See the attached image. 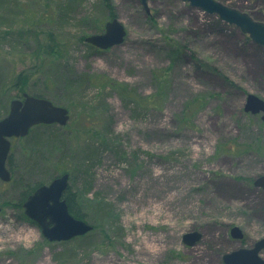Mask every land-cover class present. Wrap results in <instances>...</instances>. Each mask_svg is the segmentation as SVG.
Listing matches in <instances>:
<instances>
[{"label": "rangeland", "instance_id": "obj_1", "mask_svg": "<svg viewBox=\"0 0 264 264\" xmlns=\"http://www.w3.org/2000/svg\"><path fill=\"white\" fill-rule=\"evenodd\" d=\"M98 1L80 0L59 25L57 0H0V101L9 108L41 92L68 109L58 138L74 159L60 168L71 170L70 192L96 227L84 242L42 236L18 198L28 184L53 180L44 175L60 155L15 139L13 178L0 183V264H223L264 236V190L253 185L264 176V123L243 110L248 94L264 100V48L181 0L149 1V14L138 0H112L124 41L91 52L78 38L90 19L107 22ZM216 1L264 23V0ZM58 64L72 79L97 75L139 96L156 93L164 75L167 93L159 108L133 114L131 103L91 82L68 103L62 85L46 79ZM186 105L192 114L182 121ZM92 148L93 160H84ZM233 226L241 242L230 237ZM193 231L201 238L186 246L182 236Z\"/></svg>", "mask_w": 264, "mask_h": 264}, {"label": "water", "instance_id": "obj_2", "mask_svg": "<svg viewBox=\"0 0 264 264\" xmlns=\"http://www.w3.org/2000/svg\"><path fill=\"white\" fill-rule=\"evenodd\" d=\"M142 8L149 14L148 2L154 0H138ZM192 8L210 15H216L221 21L238 28L249 39L264 48V23L253 20L248 14L227 7L216 0H181ZM126 30L117 18L108 20L100 34L86 36L85 43L107 50L123 43ZM243 110L251 115H260L264 123V100L248 94ZM70 120L68 109L54 105L45 98L23 94L9 104L5 117L0 119V183L11 181V174L6 161L11 149V140L24 138L37 125H57L65 127ZM254 187L264 190V176L258 177ZM69 186V175L62 174L49 184L37 187L23 202L22 208L26 217L33 221L48 242H67L82 237L93 230L92 225L74 218L68 211L63 198ZM230 236L241 240L243 234L240 228H230ZM197 231L188 232L182 236V242L192 247L200 240ZM264 249V238L256 241L251 249L239 248L223 255V264H264L259 256Z\"/></svg>", "mask_w": 264, "mask_h": 264}, {"label": "trees", "instance_id": "obj_3", "mask_svg": "<svg viewBox=\"0 0 264 264\" xmlns=\"http://www.w3.org/2000/svg\"><path fill=\"white\" fill-rule=\"evenodd\" d=\"M58 5L60 6L59 10L60 13L57 16L56 22L60 25L64 23L65 15L69 13L70 11L74 10V8L77 6L80 0H57ZM64 2V4H61V2ZM5 2V1H4ZM6 3V2H5ZM96 15L98 16H103L104 20H110L113 18H116V15L113 11V5H112V0H99L96 4ZM0 12L6 13V9L0 8ZM8 12V10H7ZM96 20L90 19L89 20V26L90 29L86 30L85 34H81L78 38L79 42L84 44V46L91 52L98 51L97 48L85 43L84 39L87 35V33L90 34H100L103 32L104 29V21L102 23H96ZM1 22V21H0ZM172 58H175V55H179L177 52V49H172ZM172 60V65L174 64V59ZM63 68L58 64L56 67H50L47 69V75L46 79L51 81L52 83L55 84H61L63 88L64 95L66 97L67 102L71 99H75L76 97L79 98L83 91L86 89L88 84L91 82L94 83H99L101 88H108L111 91L116 92L120 98L123 100L125 105L132 104V113L134 114L135 112H139L142 110H149L151 108L157 109L159 106L162 105L164 96L167 93L166 90V84L163 80L164 75H160L159 77H156L155 80L157 82V87H156V93L153 95H147V96H139L135 93L134 90H132L131 87H129L127 84L120 83L117 81H114L112 79H105L104 77L100 76H89L88 74L80 76L78 79H72L69 76V73L63 72ZM91 77V78H90ZM21 79V77H19ZM37 94H33L32 96L35 97H40V98H47L45 97L41 92H36ZM49 99V98H47ZM51 101V100H49ZM54 105H57L56 102L51 101ZM193 101L192 105L194 104ZM60 105V104H59ZM195 105V104H194ZM191 107L189 105H186L183 111L181 112L180 115V120L182 121H188L190 118V115L192 112L190 111ZM8 105L7 103H3V101H0V118L3 117L8 113ZM191 112V113H190ZM66 127V126H65ZM62 127H59L57 125H37L33 127L28 135L24 137V139L29 140V149L30 151L33 152V149H37L38 146L45 148L44 150L47 151L48 155L51 156L52 154H56V152H59L60 159H58L55 167L51 169H47V173L44 175L46 178L52 180L57 176H60L62 174H68L69 176L71 175V170L67 167L60 168L65 160H73L74 154H71V151L69 149V146L65 142H60L58 138V132ZM15 140V139H13ZM12 140V141H13ZM11 141V142H12ZM93 149V148H92ZM89 149L88 155L85 156L84 160L86 161H92L94 158V155L92 154L95 149ZM11 151V150H10ZM38 160H40L39 157H37L32 164H30V161L26 163V168L30 171H34L36 168H38ZM49 160V159H48ZM83 161V160H82ZM82 163V162H81ZM42 164H40L41 166ZM6 166L9 171L12 170V160L10 153L8 155L7 161H6ZM13 177H11L12 180ZM44 182H37L33 184H28V186H25L19 194L18 198V206L22 208L23 202L26 200V198L39 186L43 185ZM64 200L66 201V204L68 206V211L69 213L76 219L83 220L85 221V215L82 213L81 208L79 207L78 201L76 194L70 192V188L66 189L63 195ZM93 230L82 236V237H77L72 240L74 241H79V242H84L86 239L90 236V234L96 230V227L92 225Z\"/></svg>", "mask_w": 264, "mask_h": 264}, {"label": "flooded vegetation", "instance_id": "obj_4", "mask_svg": "<svg viewBox=\"0 0 264 264\" xmlns=\"http://www.w3.org/2000/svg\"><path fill=\"white\" fill-rule=\"evenodd\" d=\"M229 232H230V231H229ZM229 234H230V233H229ZM242 234H243V238H242L241 240H236V239H234V240L241 242V241L244 239V233L242 232ZM230 237H231V236H230ZM231 238H232V237H231ZM262 238H264V236H263ZM232 239H233V238H232ZM260 239H261V238H260ZM260 239H258V240H260ZM258 240H256V241H258ZM256 241H251L249 244H245L243 247H240V248L251 249V248L254 247V244H255ZM238 249H239V248H238ZM235 250H237V249H235ZM233 251H234V250H233ZM259 256H260L262 259H264V249H262V250L260 251Z\"/></svg>", "mask_w": 264, "mask_h": 264}]
</instances>
